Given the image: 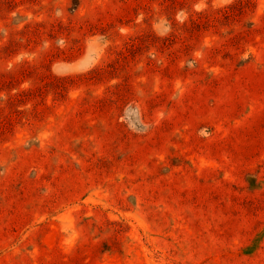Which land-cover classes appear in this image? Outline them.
Segmentation results:
<instances>
[{"label": "rangeland", "instance_id": "obj_1", "mask_svg": "<svg viewBox=\"0 0 264 264\" xmlns=\"http://www.w3.org/2000/svg\"><path fill=\"white\" fill-rule=\"evenodd\" d=\"M0 264H264V0H0Z\"/></svg>", "mask_w": 264, "mask_h": 264}]
</instances>
